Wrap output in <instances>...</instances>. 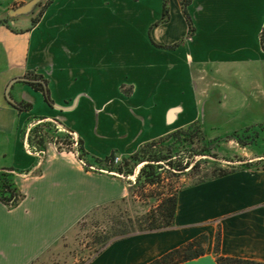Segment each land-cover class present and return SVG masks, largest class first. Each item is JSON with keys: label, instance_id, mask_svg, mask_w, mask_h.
Masks as SVG:
<instances>
[{"label": "crops", "instance_id": "1", "mask_svg": "<svg viewBox=\"0 0 264 264\" xmlns=\"http://www.w3.org/2000/svg\"><path fill=\"white\" fill-rule=\"evenodd\" d=\"M28 1L0 0V20H7L0 24V171L11 170L24 195L14 208L0 201V264L50 263L85 215L129 194L125 177L88 170L53 141L38 155L29 133L39 117L57 119L59 128L80 136L92 163L114 150L131 154L147 141L204 122L211 101L205 95L195 111L199 86L219 85L231 67L264 62V0H193L188 9L196 34L175 50L160 45L189 32L180 0H169L170 20L148 33L161 18L162 0H52L46 7L45 0L40 15L39 6L10 15ZM118 12L126 22L113 31ZM131 20L145 31H130ZM249 53L259 57L241 56ZM33 75L47 81L54 105L34 81L19 80L11 96L32 105L20 110L7 88ZM257 166L184 186L175 227L114 240L84 264H148L201 234L208 235L205 254L180 264H218L219 227L223 255L264 262V169Z\"/></svg>", "mask_w": 264, "mask_h": 264}, {"label": "trees", "instance_id": "2", "mask_svg": "<svg viewBox=\"0 0 264 264\" xmlns=\"http://www.w3.org/2000/svg\"><path fill=\"white\" fill-rule=\"evenodd\" d=\"M162 1L163 15L156 25L166 23L171 18L169 0ZM192 1L180 0L182 12L189 24V36H192L195 31L193 19L188 9ZM51 2L52 0H48L45 7ZM37 21L38 19H35L34 22L36 23ZM4 23H7V20H0V24ZM182 43H184V40L170 45H160V47L175 49ZM262 46L264 48V29L262 32ZM33 77L40 81H34L31 84L43 92L45 100L50 105H54L47 81L40 75H33ZM17 106L20 110H28L32 107L31 104L25 102L18 103ZM58 123L61 122L57 119L50 120L46 117H39L29 133L30 145L43 153V155L46 152L48 143L51 141L56 144L63 142L72 146L75 139L74 135L70 133L72 130L65 127H63L65 130H61L58 127ZM231 138L244 145L249 144L237 130L233 132ZM77 141L78 157L86 169H95L97 171L106 169L109 173L125 177L128 181L131 195L149 204L146 211L137 218L129 217L124 221H116L115 230H111L113 235L104 237V240L103 237H97V242L102 244L97 253L114 240L126 238L137 233L163 231L175 227L178 197L183 187L174 189L170 180H176L181 175L186 174L196 178V183H201L228 175L238 169L237 167L226 169L213 162L214 165L212 167L207 168L205 171L199 170L204 161H202V158L198 159L197 157L217 156L214 150L220 145L219 138L212 139L209 136L201 119L147 141L131 154L120 155L118 151L114 150L104 159L93 157L94 163L89 160L90 155L84 147L83 139L77 136ZM58 149L62 151L63 148L59 146ZM118 156H121V160L117 162L116 158ZM253 166L252 162L246 163V167L251 168ZM257 167L264 169V161L258 162ZM13 175L14 173L11 170L0 171V201L9 208L16 207L24 198V195L14 182ZM207 243L208 235L201 234L148 264H180L197 258L205 254ZM220 244L221 229L219 227L215 244V255L218 264H264V262L254 259L225 256L221 253Z\"/></svg>", "mask_w": 264, "mask_h": 264}, {"label": "rangeland", "instance_id": "3", "mask_svg": "<svg viewBox=\"0 0 264 264\" xmlns=\"http://www.w3.org/2000/svg\"><path fill=\"white\" fill-rule=\"evenodd\" d=\"M44 1L42 0L38 5L36 15L40 14ZM103 6L106 8V5ZM96 8L100 14L101 6H96ZM102 13L103 16H106L105 12ZM111 15L109 10L107 16ZM122 17L119 12L114 14L112 19L113 31H121L122 22H126V17ZM158 21L147 28L146 32H150ZM129 22L130 31H145L146 25L139 21L133 22L131 20ZM193 26L195 28L194 21ZM195 34L196 28L192 36ZM192 36H189L188 32L180 40H184L185 43ZM184 43L177 48L185 47ZM164 49L175 50L173 48ZM226 55L232 56L234 53L228 52ZM241 56L252 57V59L259 57L255 53ZM205 58L210 60L209 51ZM213 58H217V56L213 55ZM233 68H229L228 72L222 74L220 82L216 81L219 85H213L210 88L203 85L196 89L200 101L199 104L195 101L193 108L196 112H200L203 99L206 97L205 95H208L207 99H210L211 102L205 105L206 110L210 111L206 113L209 117L204 121V124L212 139H220L219 147L214 150L217 156L197 157L204 161L199 168L200 171L212 167L213 162L218 163L223 168L232 169L233 167H245L249 161L252 162L253 167L257 166L258 162L264 161V62L252 60V64L236 66L232 71ZM181 124L177 123L173 126L176 127ZM236 130L249 144L244 145L231 138ZM257 157L262 158L258 159ZM195 180L196 178L185 174L176 180H170V183L173 184L174 189H179L195 182ZM148 207L149 204L132 196L129 192L124 200L114 201L93 209L62 240L63 247L59 249L61 252L48 264H84L102 247V244L97 242V237H103L104 240V237L113 235L111 230H115L116 221H124L129 217L135 219L144 213Z\"/></svg>", "mask_w": 264, "mask_h": 264}, {"label": "water", "instance_id": "4", "mask_svg": "<svg viewBox=\"0 0 264 264\" xmlns=\"http://www.w3.org/2000/svg\"><path fill=\"white\" fill-rule=\"evenodd\" d=\"M42 0H30L28 1L27 3H24L14 9H12L10 11V15L12 17H17V16H20V15H26V14H29L31 13L41 2ZM19 80H25V81H40L39 79H32V78H29V77H20V78H16V79H13L8 88H7V97L8 99L15 105L18 104V102L11 96L10 94V91H11V88L13 86V84L16 82V81H19Z\"/></svg>", "mask_w": 264, "mask_h": 264}, {"label": "built area", "instance_id": "5", "mask_svg": "<svg viewBox=\"0 0 264 264\" xmlns=\"http://www.w3.org/2000/svg\"><path fill=\"white\" fill-rule=\"evenodd\" d=\"M61 128V130H65V128H63L62 126H60ZM72 135H74V143L72 144V146H70V145H67V144H65V143H63V142H60L59 144H56L55 142V144L57 145V147H59V146H61L63 149V151H73L74 153H76L77 154V156H78V152H77V147H78V141H77V136L75 135V132H70ZM34 148V147H33ZM34 150H35V152L38 154V155H42L43 156V153H41L39 150H37L36 148H34ZM46 153V152H45ZM121 160V156H118L117 158H116V161L118 162V161H120ZM81 161V160H80ZM82 162V161H81ZM83 163V162H82ZM133 179H134V177H132Z\"/></svg>", "mask_w": 264, "mask_h": 264}]
</instances>
